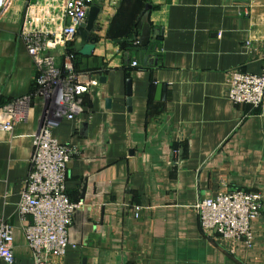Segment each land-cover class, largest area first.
I'll list each match as a JSON object with an SVG mask.
<instances>
[{"label":"crops","instance_id":"crops-1","mask_svg":"<svg viewBox=\"0 0 264 264\" xmlns=\"http://www.w3.org/2000/svg\"><path fill=\"white\" fill-rule=\"evenodd\" d=\"M31 2L15 0L0 19V106L34 86L37 68L19 36ZM148 3L152 34L144 51L122 45L141 34L139 0L94 3L101 8L94 47L76 62L88 85L82 110L53 130L77 150L66 187L82 202L66 254L53 261L264 264V198L251 245L206 234L195 208L220 191L264 195V103L229 98L234 69H263L264 0ZM140 55L147 63L133 66ZM44 109L37 97L25 122L0 130V219L14 227L18 264H35L23 230L32 216L21 214L19 202Z\"/></svg>","mask_w":264,"mask_h":264},{"label":"built area","instance_id":"built-area-1","mask_svg":"<svg viewBox=\"0 0 264 264\" xmlns=\"http://www.w3.org/2000/svg\"><path fill=\"white\" fill-rule=\"evenodd\" d=\"M14 1L0 0V19ZM31 1L19 36L34 61L37 75L30 92L0 106V130L10 131L25 122L34 99L44 100L42 124L33 137L19 210L32 216L23 230L35 264H55L53 260L66 254L69 227L82 202L73 201L66 187L68 162L77 150L61 143L53 130L63 119H74L82 110V95L88 91V85L81 82L82 74L75 65L76 54L68 47L75 42L77 29L86 21L90 6L98 0ZM141 64L138 59L132 61L133 66ZM229 98L236 104L253 107L263 104L264 64L260 73L234 69ZM263 198L260 191L239 188L205 197L195 205L201 229L224 240H242L251 245L252 221L262 212ZM0 260L18 264L14 254V227L1 219Z\"/></svg>","mask_w":264,"mask_h":264},{"label":"water","instance_id":"water-1","mask_svg":"<svg viewBox=\"0 0 264 264\" xmlns=\"http://www.w3.org/2000/svg\"><path fill=\"white\" fill-rule=\"evenodd\" d=\"M151 3H147L145 5L144 10L140 13V15L137 18V26L141 31V34L137 36L138 42L141 46L145 47L148 46L151 39L152 34V26L148 22V16H149V10L152 7ZM101 8L97 4H93L90 6L87 14L86 21L77 29V36L78 40L75 41L74 47L75 49L85 54L83 51L84 48L93 49L94 43H95V37L92 36L93 31L96 28V21L99 16ZM140 61L143 63H147V58H143L142 55H140ZM83 76H81L82 79ZM161 85L158 86L157 95L159 96L162 92ZM128 99L127 102L129 105H131L132 102V88H131V81H128Z\"/></svg>","mask_w":264,"mask_h":264},{"label":"trees","instance_id":"trees-1","mask_svg":"<svg viewBox=\"0 0 264 264\" xmlns=\"http://www.w3.org/2000/svg\"><path fill=\"white\" fill-rule=\"evenodd\" d=\"M139 2H140V4L142 5V11H143L144 8H145V5L149 2V0H139ZM143 7H144V8H143ZM140 11H141V10H140ZM135 29L137 30V24H135ZM137 41H138V39H137V36H136V37L133 38V41H131V43H129L128 41H125V42L122 43V45H124V47H126V48H127L129 45H130V46H134V47H136L138 50H142V51H144L145 49L148 48L149 45L143 47V46H141V45L139 44V42H137ZM149 44H150V43H149ZM68 50L75 52V54H76L75 65H76V69L78 70V68H77V63H76V62H77L78 54H81V53L78 52V51L75 49V47H74V43L69 45Z\"/></svg>","mask_w":264,"mask_h":264}]
</instances>
